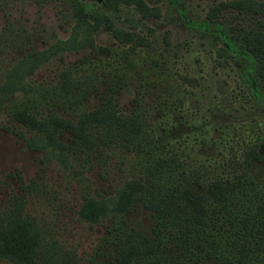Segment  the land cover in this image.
<instances>
[{
    "label": "trees",
    "instance_id": "1",
    "mask_svg": "<svg viewBox=\"0 0 264 264\" xmlns=\"http://www.w3.org/2000/svg\"><path fill=\"white\" fill-rule=\"evenodd\" d=\"M253 1L248 6L264 16V1ZM95 2L86 8L84 0H74L75 21L69 35L23 53L0 81V107L18 124L15 133L29 148L40 150L43 159L57 152V160L69 166L70 158L76 160L80 153L92 168L99 161L105 165L107 150L113 147L124 155L115 168L124 177L113 191L81 194L78 217L103 222L109 234L96 250L102 261L94 264H264V180L250 172L254 159L264 157V135L256 134L250 144L244 134L233 132L234 140H239L225 153L233 173L203 182L202 166L187 164L179 152L171 155L168 147L162 149L161 140L148 128L160 108L174 109L168 88L176 84L167 63L171 53L167 43L159 46L153 31L124 29L115 20L123 5L131 8L136 22L146 18L151 7L145 0ZM211 23L194 21L190 26L202 34L209 31L216 57L237 61L247 94L264 109V29L254 23L227 31ZM102 28L118 42L116 47L96 41ZM64 49H88L89 55L61 72L55 91L29 95L26 77ZM86 64L95 70L79 72ZM136 70L138 82L133 80ZM192 81H197L195 76L188 78V84ZM124 89L130 93L127 107L119 101ZM195 183H200L199 189ZM25 201L14 195L11 206L0 205V262L75 264L73 252L55 239L46 240L43 226L26 210ZM139 204L155 219L148 232L126 217ZM108 243L114 246V256Z\"/></svg>",
    "mask_w": 264,
    "mask_h": 264
},
{
    "label": "rangeland",
    "instance_id": "2",
    "mask_svg": "<svg viewBox=\"0 0 264 264\" xmlns=\"http://www.w3.org/2000/svg\"><path fill=\"white\" fill-rule=\"evenodd\" d=\"M73 1L0 0V81L4 70L23 53L46 48L69 35L75 21ZM252 1L145 0L151 7L146 18L139 17L137 22L132 20L137 16L131 8L120 4L123 5L122 15L115 19L124 29L144 33L153 31L160 40L159 46L167 43L171 52L167 63L172 66V84H176L175 87L168 86L174 96V109L160 108L150 119L148 128L161 140L162 149L167 151L168 147L171 155L179 152L187 164L202 166L203 182L233 173L225 154L239 140H234L233 132L244 134L246 142L252 144L256 134L264 135V109L249 97L240 82L237 61L216 57L209 31L202 34L190 24L207 20L212 22V27L220 25L232 31L259 23L264 29V16L248 6ZM84 2L86 8L96 6L95 0ZM216 6L219 9H213ZM96 41L114 47L118 44L103 28L96 33ZM85 55H89L88 49H64L41 63L26 77L31 87L29 95L55 91L61 82V72L70 70L74 62ZM95 68L86 64L80 66L79 72ZM136 71H133V80L138 82L136 76L139 73ZM194 76L197 81L188 84V78ZM130 100L128 90H122L120 104L127 107ZM17 128L18 124L5 108L0 107V205L6 202L11 206L14 195L24 196L26 210L39 220L47 241L55 239L60 247L73 252L75 264L102 261L96 250L99 241L109 235L105 225L80 219L77 209L84 191L104 195L115 189L118 179L124 177L121 170L115 169L124 155L113 147L107 150L105 165L99 161L90 168L79 153L75 155L76 160L70 158L68 166L57 160V152L49 154L48 160L43 159L40 150L29 148L15 133ZM262 150L264 154V148ZM237 154L240 155L241 151ZM250 172L257 179L264 180V157L254 159ZM195 185L199 189L200 183ZM126 217L145 232L155 223L143 204L128 211ZM107 247L114 256L113 244L108 243Z\"/></svg>",
    "mask_w": 264,
    "mask_h": 264
},
{
    "label": "flooded vegetation",
    "instance_id": "3",
    "mask_svg": "<svg viewBox=\"0 0 264 264\" xmlns=\"http://www.w3.org/2000/svg\"><path fill=\"white\" fill-rule=\"evenodd\" d=\"M241 82V81H240Z\"/></svg>",
    "mask_w": 264,
    "mask_h": 264
}]
</instances>
